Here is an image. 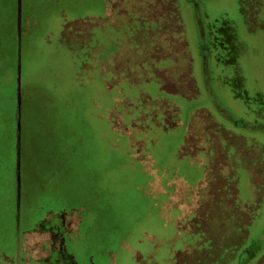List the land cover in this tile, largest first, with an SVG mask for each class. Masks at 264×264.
Returning a JSON list of instances; mask_svg holds the SVG:
<instances>
[{
    "label": "rangeland",
    "instance_id": "obj_1",
    "mask_svg": "<svg viewBox=\"0 0 264 264\" xmlns=\"http://www.w3.org/2000/svg\"><path fill=\"white\" fill-rule=\"evenodd\" d=\"M0 264H264V0H0Z\"/></svg>",
    "mask_w": 264,
    "mask_h": 264
}]
</instances>
